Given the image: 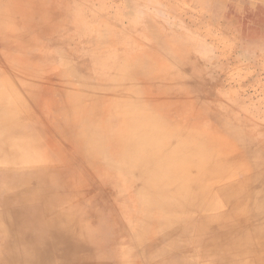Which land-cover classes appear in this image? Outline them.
I'll use <instances>...</instances> for the list:
<instances>
[{
  "label": "bare ground",
  "instance_id": "1",
  "mask_svg": "<svg viewBox=\"0 0 264 264\" xmlns=\"http://www.w3.org/2000/svg\"><path fill=\"white\" fill-rule=\"evenodd\" d=\"M10 1L0 8V264H29L18 260L28 253L32 264H264V149L261 159L245 136L200 130L211 113L198 104L186 123L177 119L193 94H167L169 76L146 97L172 112L129 115L137 95L65 68V54L109 37L82 32L73 46L56 0ZM52 51L58 64L44 61ZM128 70L117 72L124 80ZM49 131L70 160L51 148Z\"/></svg>",
  "mask_w": 264,
  "mask_h": 264
},
{
  "label": "rangeland",
  "instance_id": "2",
  "mask_svg": "<svg viewBox=\"0 0 264 264\" xmlns=\"http://www.w3.org/2000/svg\"><path fill=\"white\" fill-rule=\"evenodd\" d=\"M53 1H50V4ZM188 1L56 0L58 6V8L54 6L56 17L62 15L65 19H69L67 23L65 22V26L67 25L65 35L77 37L75 38L76 41L71 42L73 46H76L77 43L80 44L79 39L82 32L89 33L90 36L100 34L111 39L109 45L104 44L102 46H96L99 43L95 40L91 43L95 45L94 50L87 44L88 51L86 50L84 54L81 51L77 52L78 49L72 51L77 52L76 55H71V52L68 53L69 55L65 54V62H69L65 68L68 71L73 68L82 70L86 74L93 75L95 80L100 83L106 79H110L106 80L108 83L113 80L114 85L121 87L120 90L125 94H130V97L135 98L138 96L139 104L132 102L127 113L129 115L148 113L153 121L158 120L163 109L173 111L172 104L161 103L160 105L154 102L153 105H147V97L154 96L157 90L154 88L150 90L149 87L151 85L154 87L156 84L163 85L164 78L169 76L172 78L173 84L171 88L166 89L167 94L170 96L180 95L187 91H192L193 94L191 97L183 95V103L185 102V104L182 106L177 119L181 118L186 123L189 115L196 112L197 107L195 104H198L200 108L204 107L211 113L209 122L202 123L200 130L205 132L207 128H212L214 125L220 131L225 129V131L230 130L228 132L245 136L250 148L258 150V155L262 159L264 149V58L261 61H253L251 57L253 51L245 48V50H241V54L247 59L242 58L241 61L237 62L233 57L220 58L218 56L219 50L213 48L209 43L192 42V35L188 30L189 25L185 21L190 24V20L198 18L201 10L199 11L195 6L202 5L204 0H191L195 6L188 3ZM219 2L217 5L215 0L206 1L208 7H202L203 12L208 11V15L211 16L213 11L220 12L224 5L233 7L236 10L242 8L239 4L235 6L230 0H219ZM12 7L13 5L9 0L0 8L9 9ZM230 11L231 8L227 9L224 19L219 20L220 23L217 26L215 25L216 27L211 25L210 29L219 30L222 28L227 33L231 25L236 22L237 17L235 14L231 15ZM261 11H264V8ZM262 15L259 14V18H262ZM184 19L186 20L184 21ZM203 19L199 17L200 22H204ZM257 19L253 18V23L264 24ZM186 30L188 33L184 35L187 38L182 34V31ZM62 36L59 33L56 37L61 38ZM211 38L216 40L219 37ZM68 39L66 38V40ZM121 46L122 48H119ZM70 47L68 45V48ZM53 51L48 58L44 59V61L50 62L51 65L58 64L61 61V57ZM117 53H122L125 56L121 58L120 63L115 64ZM122 61L124 63H121ZM113 65L116 66L115 69L111 68ZM122 66L129 67V72H127L124 80L123 76L117 72ZM142 68H144V76L139 72ZM52 110H54V113ZM52 110L50 112L55 115L56 107L52 106ZM119 114H122V112ZM110 115L115 116V113H110ZM169 118H171L170 115ZM49 132L48 139L52 140V142L50 141L51 148H55L56 152L60 154L58 156L63 157L66 161L70 160L69 152L65 149L61 140H57L58 138L54 137L51 131ZM67 163L69 167L78 168L77 161L71 160ZM43 169H34L27 173L32 175L45 173ZM69 202L68 206L70 207L76 204V201ZM89 206L93 210L95 209L90 204ZM224 208L214 214L222 213L225 210ZM88 220L90 223L92 222L91 219L88 218ZM52 238V233H49L47 242H50ZM130 251L131 254L132 252L134 254V251ZM109 255L110 253L104 254L99 257V260H107L110 257ZM27 256L29 260L22 257H18V260L27 261L29 264L36 261L34 254L31 256L28 253Z\"/></svg>",
  "mask_w": 264,
  "mask_h": 264
},
{
  "label": "crops",
  "instance_id": "3",
  "mask_svg": "<svg viewBox=\"0 0 264 264\" xmlns=\"http://www.w3.org/2000/svg\"><path fill=\"white\" fill-rule=\"evenodd\" d=\"M206 1L208 0H204L202 5L197 6H195L191 0L188 1V3L197 7L199 11L201 10L199 14L200 16L198 15V18L190 20V24L188 21H185L186 19H184V21L187 22V25H189L188 30L192 35V39L190 38L192 42L200 41L209 43L213 48L219 50L218 56L220 58L233 57L237 62L241 61L240 59L242 58L247 59L241 54V50H245L246 48L253 51V55L251 56L253 61H261V59L264 58V24L253 23L252 19L259 18V14L262 15L263 11L261 10L264 8V0H230L235 6H237L238 3L242 8H240V10H236L233 7L224 5L220 12L213 11L211 16H208V11L203 12L204 10L202 7H208ZM210 5L212 4L210 3ZM230 8H232L230 13L237 16L236 22L231 25L230 30L226 33L222 28L219 30L210 29V27H216L217 24H219V20L224 18L227 9ZM255 8L256 10H254ZM199 17L204 18V22H200ZM257 20H261V22L264 23V16L262 15V18ZM196 21L197 23H195ZM187 33V30L182 31L183 35ZM216 36L219 37L216 40L211 38ZM184 37L186 36L184 35ZM239 50L240 52H238Z\"/></svg>",
  "mask_w": 264,
  "mask_h": 264
}]
</instances>
